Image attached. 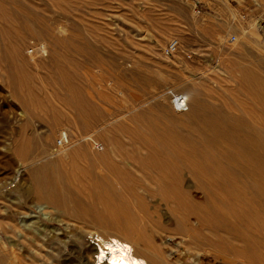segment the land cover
<instances>
[{"label":"rangeland","instance_id":"obj_1","mask_svg":"<svg viewBox=\"0 0 264 264\" xmlns=\"http://www.w3.org/2000/svg\"><path fill=\"white\" fill-rule=\"evenodd\" d=\"M244 70L264 80V0H0V264L125 232L153 264H264V166L172 105L262 129Z\"/></svg>","mask_w":264,"mask_h":264},{"label":"bare ground","instance_id":"obj_2","mask_svg":"<svg viewBox=\"0 0 264 264\" xmlns=\"http://www.w3.org/2000/svg\"><path fill=\"white\" fill-rule=\"evenodd\" d=\"M242 77L243 81L252 90L254 96L253 98L260 105V108L264 113V80L257 73L247 70L243 71ZM195 92L188 89L187 96L189 98V102L188 98L184 94L175 95V99L173 100L172 105L174 109L178 111V118L192 121L203 130H208L216 136H221V138H225V134L230 132V135H232L237 140L238 149H240L242 153H246L256 164L264 166V128H262V130L257 125L249 127L246 120L240 117L230 118L228 116H222V121H220L219 123L213 121L215 117H213L211 112L219 115L221 114V112L218 110V108H213L205 105L203 102H198L199 98L197 93ZM191 106L192 108H190ZM203 130L201 132H205ZM245 132H248V135L243 134ZM59 141V149L68 144V135L66 132H64ZM80 151L81 150L75 149L72 152H63V155H61V157L57 156L56 158L67 159L70 157V154H77V152ZM148 156L149 158L153 159L152 154L149 153ZM94 159L98 162L100 160L102 163L106 161L104 156H94ZM154 159L165 160V158L158 156ZM236 161L238 162V160ZM233 164H235V162ZM48 193L49 195L56 194V192L52 190L48 191ZM40 196L42 197V194H40ZM123 228H126L127 231L129 229V227L127 226H123ZM127 233L125 232L122 235H95V238L93 237L91 244L95 245V243H97L96 248L92 245H86L85 250L89 252L95 251L96 257H94V260H91L89 258L86 259V264H153L138 251L137 241L139 240V237L134 235L132 236L131 240L128 238ZM155 255L159 259V262L160 260H164L162 253H157ZM76 257L82 259L83 250H77ZM71 263L72 261L69 260L68 264Z\"/></svg>","mask_w":264,"mask_h":264},{"label":"built area","instance_id":"obj_3","mask_svg":"<svg viewBox=\"0 0 264 264\" xmlns=\"http://www.w3.org/2000/svg\"><path fill=\"white\" fill-rule=\"evenodd\" d=\"M177 49H178V42L177 41H172L170 44H169V46H168V52L170 53V54H172V53H174V52H176L177 51ZM175 99V98H174ZM98 148H102L100 145H96Z\"/></svg>","mask_w":264,"mask_h":264}]
</instances>
